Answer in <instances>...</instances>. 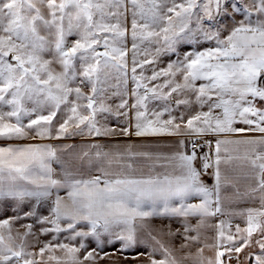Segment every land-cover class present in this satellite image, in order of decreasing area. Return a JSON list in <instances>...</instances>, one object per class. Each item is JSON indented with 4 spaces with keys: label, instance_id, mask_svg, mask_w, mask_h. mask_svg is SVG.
I'll return each instance as SVG.
<instances>
[{
    "label": "snow or ice",
    "instance_id": "snow-or-ice-1",
    "mask_svg": "<svg viewBox=\"0 0 264 264\" xmlns=\"http://www.w3.org/2000/svg\"><path fill=\"white\" fill-rule=\"evenodd\" d=\"M116 136L177 139L101 143ZM76 137L79 151L52 143ZM0 216V264H96L117 242L150 247L133 257L148 264H226L255 245L264 264V0H0Z\"/></svg>",
    "mask_w": 264,
    "mask_h": 264
},
{
    "label": "crops",
    "instance_id": "crops-1",
    "mask_svg": "<svg viewBox=\"0 0 264 264\" xmlns=\"http://www.w3.org/2000/svg\"><path fill=\"white\" fill-rule=\"evenodd\" d=\"M239 127H243V125H238ZM255 135V134H253ZM177 139V137H170V136H161V137H149V138H142L137 139L135 137L127 138L122 136H116L111 138H105L101 140V143L108 144V145H124L125 143H131L135 142L137 144L142 143V141H147L148 143L152 144L154 147L151 150H158L162 152H169L172 151L171 145L173 142ZM88 141L86 138H66L64 140L59 141H52V143L60 144V145H71L73 148H75L76 151H79L81 146ZM94 142V141H93ZM25 143H27L25 141ZM158 145V147H156ZM69 151H72V149H69ZM65 158L68 157V153L63 154ZM239 162H234V164H238ZM54 168L59 171L58 165H53ZM224 166L222 165V168ZM211 170H209V175L205 176L204 179L207 181V183L211 184L213 181L210 178ZM230 175H232L236 181L238 182V186L241 187V190H243V186L245 184V179L243 175V169L242 168H236L235 171H230ZM246 205H240V207H245ZM229 207H236L235 205L229 206L227 202H225V209L228 210ZM212 225H217L221 220L223 221H230L231 222V230L234 233L235 228L237 225H239L241 228L246 227V224L244 223V220L240 217H230L227 215L210 218ZM153 228L160 229L164 227L167 224H171V227L173 230L180 227V224L175 221H168L165 219H159V218H152L150 221ZM205 236L208 237L207 243L212 244L214 243L213 237L216 232L215 227H209L203 230ZM227 232V229H226ZM153 235H156L154 232ZM158 239L161 240V243H167L168 237L167 236H157ZM102 239H106L105 237H102ZM255 239V237H254ZM91 250L95 248V243L91 240ZM176 246H179V241H176ZM121 247L120 242H117L116 244L112 245H105L102 249H96V251L99 253L97 256L96 264H148L147 257L146 256H139L138 259H134L133 257H136L139 253H147L151 251L150 247L146 246H137L134 249H129L127 251H119ZM87 250H89L87 248ZM82 254L80 255L81 258L84 255V250L81 251ZM215 249L206 248L204 255L205 257L212 258L214 256ZM252 252H259V248L255 245L245 248L243 252L241 253H232L233 259L228 262L226 261V264H253L252 260H249L247 258L249 253ZM107 253L108 255H105ZM180 255H183L182 253ZM239 256V260L236 259V257ZM101 257H103L101 259ZM157 258L159 257V254H157ZM85 264H91V262H85Z\"/></svg>",
    "mask_w": 264,
    "mask_h": 264
},
{
    "label": "rangeland",
    "instance_id": "rangeland-1",
    "mask_svg": "<svg viewBox=\"0 0 264 264\" xmlns=\"http://www.w3.org/2000/svg\"><path fill=\"white\" fill-rule=\"evenodd\" d=\"M129 46H130V45H129ZM129 56H131V53H129ZM140 58L142 59L143 57H140ZM169 59H170L169 57H163V58L160 60V62H159L158 65H147V66H146L145 75H151V71H150V70H151L153 67H157V68L165 67V66H166V63H167V61H168ZM138 71H139V70H138ZM153 83H158V81H157V82H153ZM157 103H159V102H157ZM151 107H152V105L150 104V108H151ZM165 118H167V117H165ZM121 120H123V118H121ZM108 123H109L110 126H112V127H116V128H117V131H119V127H122V126H123L122 123L118 125L116 119H114V118H110V119L108 120ZM76 138H81V137H76ZM43 214H45V215L48 214V213H47V209H44V210H43ZM7 215H12V213H8ZM4 218H6V217H5V216H0V219H4ZM25 222L31 223V221L28 220V221H20V222H17V224H16V227L19 228V230H20L21 232H23L24 229H23L22 227H20V225H21L22 223H25ZM63 235H64V234H62V236H61V241H62V242H65V243H71L73 246H76V245L79 243V240H77V241H71V242L66 241V240H63ZM49 241H52V243H56V242H57V241H55V240H52V236H51V234L48 235V236L40 235V242H41V243H40L39 245H37L36 248H32V249H30V250L38 251V248H39L40 246H43V243H47V242H49ZM29 243H33V244H34V243H35V239L32 238V237H30V238H29ZM85 243L88 245V249H89V251H91V246H92V244H91V238H89L88 241H85ZM81 254H82V252L80 253V255H81ZM56 255H58V256H63V253H62L61 251H58V252L56 253Z\"/></svg>",
    "mask_w": 264,
    "mask_h": 264
},
{
    "label": "built area",
    "instance_id": "built-area-1",
    "mask_svg": "<svg viewBox=\"0 0 264 264\" xmlns=\"http://www.w3.org/2000/svg\"><path fill=\"white\" fill-rule=\"evenodd\" d=\"M201 151H203V150H201Z\"/></svg>",
    "mask_w": 264,
    "mask_h": 264
}]
</instances>
